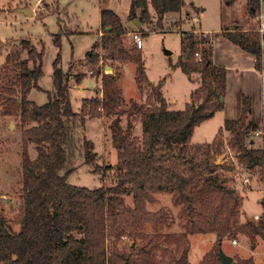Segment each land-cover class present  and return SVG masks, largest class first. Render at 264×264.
Segmentation results:
<instances>
[{
	"label": "trees",
	"instance_id": "obj_1",
	"mask_svg": "<svg viewBox=\"0 0 264 264\" xmlns=\"http://www.w3.org/2000/svg\"><path fill=\"white\" fill-rule=\"evenodd\" d=\"M233 4L237 0H226ZM262 0H247L252 18L260 11ZM184 0H132L129 14L132 22L139 18L141 25L134 29L126 25L112 9L101 11L103 34L93 43L84 61L94 67L93 75L102 76V97L94 95L83 99V109L89 115L101 117L118 110L125 102L119 79L121 64L130 61L137 65L136 82L144 102L132 100L128 115H140L143 137H133L132 125L122 127L117 118L111 125L119 150L115 169V185L103 184L88 188L72 185L69 176L76 170L70 164L75 155V128L86 119L74 111L70 100L72 63L69 70L61 67V51L54 60L53 84L48 91V102L36 104L28 96L43 75L44 50H37L31 40L21 44L28 51L20 59L18 91L6 86V113L15 107L24 126L22 131L23 189L20 195L19 230L0 214V264H162L157 261L160 250L170 251L164 264H191L189 237L194 233H216L215 250L208 252L202 264H222L219 257L221 242L227 237L245 233L255 244L264 239V220L240 224L244 197L229 184V178L217 164V143H191L197 125L213 117L224 108L228 84V68L213 61L214 46L208 35L194 30L182 33L185 56L175 66L187 74L196 73L199 86L192 91V101L184 110H171L163 93L164 80L149 81L146 64L140 48L131 34L145 33L163 27V19L171 13H180ZM153 12L155 13H152ZM233 44L255 58V68L264 64V33L259 27L244 29L240 25L223 30ZM141 34V35H142ZM60 33L55 43L60 48ZM199 53L200 57H195ZM101 63V64H100ZM114 72H102L104 65ZM85 77L77 74V83ZM144 96V95H143ZM241 116L227 118L223 130L231 132V145L236 148L239 163L246 169H258L264 181V148L253 132L261 122L251 119V97L243 94ZM4 97V99H3ZM31 124V125H30ZM30 125V126H29ZM36 146L38 156L32 158L29 144ZM84 163L94 164L97 152L91 139H84ZM231 170V167H227ZM222 170V169H221ZM250 173V172H249ZM167 192L175 204L181 206L180 215L186 219L182 233L149 234L144 230L147 221L158 227L168 221L167 212L152 213L147 203H155L154 194ZM125 196H132L130 207ZM129 236L126 249L118 241ZM139 241V242H138ZM166 245L175 246L167 249ZM231 264H256L252 257L234 256Z\"/></svg>",
	"mask_w": 264,
	"mask_h": 264
},
{
	"label": "rangeland",
	"instance_id": "obj_2",
	"mask_svg": "<svg viewBox=\"0 0 264 264\" xmlns=\"http://www.w3.org/2000/svg\"><path fill=\"white\" fill-rule=\"evenodd\" d=\"M186 5L180 13H171L163 19V27L142 34L140 48L149 81L154 84L164 80L163 93L171 110H184L192 101L191 93L199 86L196 73L187 74L182 67L175 66L185 56L182 46V33L196 29L198 35H208L213 49V61L228 68V87L225 93L224 108L199 124L191 143H217V164L229 178V184L235 187L244 197L241 206L240 224L248 221L258 223L264 220V181L255 171L246 169L239 163L236 148L231 145L232 133L223 130L227 118L236 119L241 116L243 94L251 97V119L264 122V64L261 70L255 68V58L240 46L228 40L223 30L235 26L242 28H261L259 15L264 14V0L260 11L252 18L247 8V0H237L228 4L226 0H184ZM132 0H0V94L7 96L6 86H13L20 97L18 85L20 59L27 58L28 51L23 48V39L31 40L37 50H44L43 75L38 84L41 88H33L28 98L36 104L48 102V91L53 90V63L61 51V67L69 70L72 63L70 84V100L74 111L86 119L83 124L77 123L75 128V155L70 164L76 170L69 176L70 184L88 188L101 187L103 184L115 185L118 163L117 144L114 141L111 125L117 118L121 119L122 127L132 125L133 137L140 142L143 137L140 115H128L130 102L145 101L136 82L137 65L127 61L121 64L122 75L119 85L126 102L111 114L101 117L89 115L83 109V99L99 95L102 97V76L93 75L94 67L86 65L84 58L93 43L103 34L101 29V11L112 9L121 15L124 23L133 28L129 9ZM27 8L33 15L27 16L22 9ZM152 13L153 10H152ZM155 14V13H154ZM134 29V28H133ZM202 31V32H201ZM60 33V48L55 43L56 34ZM130 38L134 40L133 34ZM195 57H200L196 53ZM101 64V63H100ZM108 65V64H106ZM104 65L102 72H114L115 69ZM77 74L85 77L80 83L75 81ZM144 95V96H143ZM4 99V97H3ZM12 113H6L7 102L0 100V214L5 216L16 230L20 224L19 199L23 189L22 150L24 126L19 112L12 107ZM31 125V124H30ZM29 125V126H30ZM91 139L97 158L94 164L84 163V139ZM28 152L34 159L38 156L36 146L29 144ZM227 167H231L228 170ZM250 172V173H249ZM248 179V180H247ZM103 183V184H102ZM155 203H147L152 213L161 208L167 212L168 221L160 224L147 221L144 230L149 234L182 233L186 227V219L180 215L181 206L175 204L173 195L167 192L154 194ZM130 207L135 206L132 196H125ZM237 242H234V241ZM216 233H194L189 237V260L191 264H202L204 256L216 248ZM132 238L126 236L118 241L121 249L131 244ZM139 242V241H138ZM167 249L175 246L166 245ZM231 256L241 258L252 257L256 264H264V239L258 238L255 244L245 233L236 237H227L220 247ZM170 256L163 250L157 255V261L164 264L165 257Z\"/></svg>",
	"mask_w": 264,
	"mask_h": 264
},
{
	"label": "built area",
	"instance_id": "obj_3",
	"mask_svg": "<svg viewBox=\"0 0 264 264\" xmlns=\"http://www.w3.org/2000/svg\"><path fill=\"white\" fill-rule=\"evenodd\" d=\"M259 18L261 19V32L264 33V14L261 12V15H259ZM135 39V43L137 48H141L142 46V35L140 32H137L133 35ZM253 135L255 138L261 140V146L264 148V122L261 124V126L258 128L257 131L253 132ZM248 180V179H247ZM234 242H237L236 240Z\"/></svg>",
	"mask_w": 264,
	"mask_h": 264
},
{
	"label": "water",
	"instance_id": "obj_4",
	"mask_svg": "<svg viewBox=\"0 0 264 264\" xmlns=\"http://www.w3.org/2000/svg\"><path fill=\"white\" fill-rule=\"evenodd\" d=\"M22 11L27 15V16H31L33 15V12L27 8H23ZM133 23L136 25V26H140L141 23H140V20L139 18L135 19L133 21ZM188 55H185V59L187 58ZM107 68H110L112 69V66L110 65H107ZM219 257H220V260L222 262V264H231L232 261H233V256L231 255H227L223 249L219 248Z\"/></svg>",
	"mask_w": 264,
	"mask_h": 264
},
{
	"label": "crops",
	"instance_id": "obj_5",
	"mask_svg": "<svg viewBox=\"0 0 264 264\" xmlns=\"http://www.w3.org/2000/svg\"><path fill=\"white\" fill-rule=\"evenodd\" d=\"M244 29H253V28H244ZM194 31H196V29L194 30ZM202 32V31H201ZM202 34H204L203 32H202ZM107 66V65H106ZM257 70V69H256ZM227 79H228V75H227ZM228 82H229V79H228ZM227 87H228V84H227ZM243 100V99H242ZM241 113V112H240ZM216 139V138H215ZM214 139V140H215Z\"/></svg>",
	"mask_w": 264,
	"mask_h": 264
}]
</instances>
